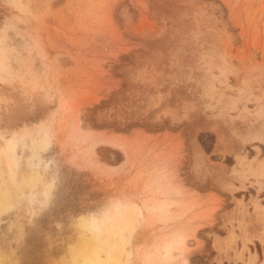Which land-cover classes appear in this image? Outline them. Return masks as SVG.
<instances>
[{"label": "rangeland", "instance_id": "374dc122", "mask_svg": "<svg viewBox=\"0 0 264 264\" xmlns=\"http://www.w3.org/2000/svg\"><path fill=\"white\" fill-rule=\"evenodd\" d=\"M0 264H264V0H0Z\"/></svg>", "mask_w": 264, "mask_h": 264}, {"label": "bare ground", "instance_id": "6f19581e", "mask_svg": "<svg viewBox=\"0 0 264 264\" xmlns=\"http://www.w3.org/2000/svg\"><path fill=\"white\" fill-rule=\"evenodd\" d=\"M7 148L9 150H12L13 149V143H11V142L7 143Z\"/></svg>", "mask_w": 264, "mask_h": 264}, {"label": "trees", "instance_id": "16d2710c", "mask_svg": "<svg viewBox=\"0 0 264 264\" xmlns=\"http://www.w3.org/2000/svg\"><path fill=\"white\" fill-rule=\"evenodd\" d=\"M206 151H208V150L206 149Z\"/></svg>", "mask_w": 264, "mask_h": 264}]
</instances>
